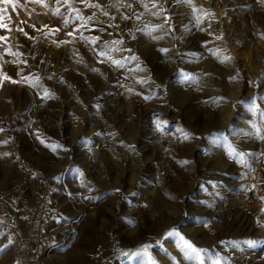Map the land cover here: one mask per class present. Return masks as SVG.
<instances>
[{
	"label": "rangeland",
	"instance_id": "1",
	"mask_svg": "<svg viewBox=\"0 0 264 264\" xmlns=\"http://www.w3.org/2000/svg\"><path fill=\"white\" fill-rule=\"evenodd\" d=\"M0 264H264V0L0 2Z\"/></svg>",
	"mask_w": 264,
	"mask_h": 264
},
{
	"label": "bare ground",
	"instance_id": "2",
	"mask_svg": "<svg viewBox=\"0 0 264 264\" xmlns=\"http://www.w3.org/2000/svg\"><path fill=\"white\" fill-rule=\"evenodd\" d=\"M116 2V1H115ZM117 3V2H116ZM114 5V4H113ZM112 5V6H113ZM114 8V7H113ZM115 9V8H114ZM119 10V9H118ZM117 10V11H118ZM116 11V10H115ZM122 9H120V13H122ZM119 18L118 19H122V17H121V15L119 14V16H118ZM127 18V17H126ZM153 41H154V45H155V50L152 52V57H154V59L155 60H157V59H160L162 56H164L165 55V52L167 51V49H166V42H165V38L164 37H158L157 35H154V37H153ZM153 45V46H154ZM110 52H112V50L110 51ZM141 54V53H140ZM166 55H167V53H166ZM205 95V94H204ZM208 96V95H207ZM122 109V108H121ZM124 109V108H123ZM125 111H127L126 109H125ZM121 113V112H120ZM129 114V113H128ZM125 128H127L126 129V131L128 132V135L131 137V139L132 138H135V133H136V128H134V126L133 125H128V127H125ZM141 143V142H140ZM187 147H185L184 149H182V150H184L185 151V149H186ZM167 151V150H166ZM165 151V152H166ZM170 153V152H169ZM212 153H214V152H212ZM216 154V153H215ZM93 164V163H92ZM173 164V163H172ZM175 166V165H174ZM93 167H95V166H93ZM99 168V167H98ZM99 171V170H98ZM223 209V207H222V204L221 205H219L218 206V209L217 210H220V209ZM215 210H216V208H215ZM221 211V210H220ZM225 214V213H224ZM220 215V214H219ZM233 224H235V222L233 223ZM234 228H235V231L237 230V227L236 226H234ZM139 235L137 234L133 239H135L136 237H138ZM132 239V240H133ZM195 245V244H194ZM98 256V255H97ZM141 261V260H140ZM145 263V262H144Z\"/></svg>",
	"mask_w": 264,
	"mask_h": 264
},
{
	"label": "snow or ice",
	"instance_id": "3",
	"mask_svg": "<svg viewBox=\"0 0 264 264\" xmlns=\"http://www.w3.org/2000/svg\"><path fill=\"white\" fill-rule=\"evenodd\" d=\"M0 2H3L5 4H11L12 0H0ZM37 2H39V0H37ZM169 235H172V233H170ZM178 235V234H176ZM181 240H183L184 246L190 250L191 253H196L197 256H199V252L200 250L195 248L191 243H189L187 240H184L183 237H180ZM247 243L251 244L253 242L248 241Z\"/></svg>",
	"mask_w": 264,
	"mask_h": 264
}]
</instances>
